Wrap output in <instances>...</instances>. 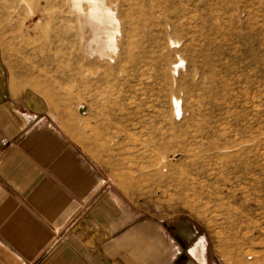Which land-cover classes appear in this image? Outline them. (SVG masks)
Returning a JSON list of instances; mask_svg holds the SVG:
<instances>
[{
    "label": "rangeland",
    "instance_id": "1",
    "mask_svg": "<svg viewBox=\"0 0 264 264\" xmlns=\"http://www.w3.org/2000/svg\"><path fill=\"white\" fill-rule=\"evenodd\" d=\"M0 71L182 260L264 264V0H0Z\"/></svg>",
    "mask_w": 264,
    "mask_h": 264
},
{
    "label": "crops",
    "instance_id": "2",
    "mask_svg": "<svg viewBox=\"0 0 264 264\" xmlns=\"http://www.w3.org/2000/svg\"><path fill=\"white\" fill-rule=\"evenodd\" d=\"M36 107L0 71V264H196L176 236L135 223L133 203ZM196 245L187 253L207 264Z\"/></svg>",
    "mask_w": 264,
    "mask_h": 264
},
{
    "label": "bare ground",
    "instance_id": "3",
    "mask_svg": "<svg viewBox=\"0 0 264 264\" xmlns=\"http://www.w3.org/2000/svg\"><path fill=\"white\" fill-rule=\"evenodd\" d=\"M88 50H89V49H88ZM258 223H261V222L258 221ZM261 224H262V223H261ZM258 225H260V224H258ZM258 225H257V226H258ZM201 245H202V244H201ZM201 245L198 244V246H197V251H198V254H200V257H203V256H202V252H203V249H202V248H203V247H202Z\"/></svg>",
    "mask_w": 264,
    "mask_h": 264
}]
</instances>
